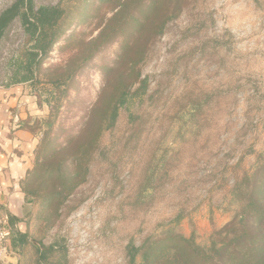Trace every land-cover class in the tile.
<instances>
[{
  "label": "rangeland",
  "instance_id": "1",
  "mask_svg": "<svg viewBox=\"0 0 264 264\" xmlns=\"http://www.w3.org/2000/svg\"><path fill=\"white\" fill-rule=\"evenodd\" d=\"M41 5L63 14L32 79L33 28L18 15L0 39V102L18 87L40 106L12 264H129L133 245L209 243L264 200V0Z\"/></svg>",
  "mask_w": 264,
  "mask_h": 264
},
{
  "label": "trees",
  "instance_id": "2",
  "mask_svg": "<svg viewBox=\"0 0 264 264\" xmlns=\"http://www.w3.org/2000/svg\"><path fill=\"white\" fill-rule=\"evenodd\" d=\"M22 8L25 10L21 11ZM62 14L63 10L58 5H41L35 9L33 0H16L0 13V39L18 15L23 18L26 28H33L32 33L37 36L34 38L31 58L25 65L31 73L29 79L33 78V68L39 65L40 54L46 45L41 40V35H37L38 31L41 26L57 24ZM126 94L125 92L122 94V102ZM24 194L25 200L30 202L29 192L24 190ZM14 218L17 219L14 216L10 217L12 224ZM12 224L10 235L14 247L16 242L18 244L27 242V231H12ZM224 230L226 234L221 236ZM218 235L220 238L213 236L209 243L204 244L196 243L192 237L175 235V242L165 246L159 254L148 239L141 247L135 245L131 247L129 264H137V255L143 249L145 250L140 264H264V200H255L254 194H251V200L243 208L239 222L229 224L218 232Z\"/></svg>",
  "mask_w": 264,
  "mask_h": 264
},
{
  "label": "crops",
  "instance_id": "3",
  "mask_svg": "<svg viewBox=\"0 0 264 264\" xmlns=\"http://www.w3.org/2000/svg\"><path fill=\"white\" fill-rule=\"evenodd\" d=\"M29 100L30 97L17 87L8 90L6 98L0 102V217L9 227L12 224L10 217H16L12 221V231L21 232H25L26 228L22 184L33 166L38 143L37 134H32L23 126L25 119L38 113L40 109L37 104L26 107ZM9 245L14 247L11 235ZM2 252L0 249V264H5L1 258Z\"/></svg>",
  "mask_w": 264,
  "mask_h": 264
},
{
  "label": "built area",
  "instance_id": "4",
  "mask_svg": "<svg viewBox=\"0 0 264 264\" xmlns=\"http://www.w3.org/2000/svg\"><path fill=\"white\" fill-rule=\"evenodd\" d=\"M10 234V227L6 221L0 217V249L2 251L7 250V240Z\"/></svg>",
  "mask_w": 264,
  "mask_h": 264
},
{
  "label": "water",
  "instance_id": "5",
  "mask_svg": "<svg viewBox=\"0 0 264 264\" xmlns=\"http://www.w3.org/2000/svg\"><path fill=\"white\" fill-rule=\"evenodd\" d=\"M2 261L7 264L9 262L15 263L18 260V256L14 253H9L7 250H4L1 255Z\"/></svg>",
  "mask_w": 264,
  "mask_h": 264
}]
</instances>
